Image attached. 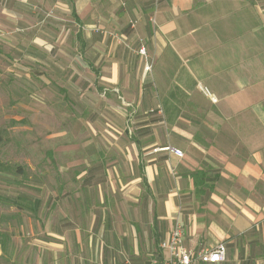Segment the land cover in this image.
I'll list each match as a JSON object with an SVG mask.
<instances>
[{"label":"crops","instance_id":"0c3cea01","mask_svg":"<svg viewBox=\"0 0 264 264\" xmlns=\"http://www.w3.org/2000/svg\"><path fill=\"white\" fill-rule=\"evenodd\" d=\"M61 30L79 126L19 264L162 261L175 222L194 253L225 244L195 264H264V0H0V52L28 37L50 67Z\"/></svg>","mask_w":264,"mask_h":264},{"label":"rangeland","instance_id":"374dc122","mask_svg":"<svg viewBox=\"0 0 264 264\" xmlns=\"http://www.w3.org/2000/svg\"><path fill=\"white\" fill-rule=\"evenodd\" d=\"M54 25L56 22L50 26ZM60 33L55 43L47 45H51L53 63L50 67L33 68L26 62L30 58L24 57L31 55L30 50L20 52L15 48L14 43L28 40V37L4 40L1 48L0 231L10 233L14 240L0 257V264H19L14 254L15 237H31L30 221L34 214L26 199L55 185L51 175L58 170L57 163L70 156L63 152L64 148L56 146L77 135L70 129L79 126L76 123L80 118L78 106H74L72 100H65L63 95L66 92L75 96L79 84L69 77V68L58 69L55 64L78 57V53H69L63 31ZM76 71L79 73V68ZM16 166L22 171L17 173Z\"/></svg>","mask_w":264,"mask_h":264},{"label":"built area","instance_id":"2783aa9c","mask_svg":"<svg viewBox=\"0 0 264 264\" xmlns=\"http://www.w3.org/2000/svg\"><path fill=\"white\" fill-rule=\"evenodd\" d=\"M139 52L145 54L143 48L139 49ZM201 89L207 92L205 87H201ZM169 150L177 156H182L183 154L180 149L174 147H169ZM183 240V228L178 222H175L168 237L160 244L161 248L166 251V256L162 261L152 259L148 264H195L197 261L217 263L225 260V244L223 242H218L211 247L194 253L184 247Z\"/></svg>","mask_w":264,"mask_h":264},{"label":"trees","instance_id":"16d2710c","mask_svg":"<svg viewBox=\"0 0 264 264\" xmlns=\"http://www.w3.org/2000/svg\"><path fill=\"white\" fill-rule=\"evenodd\" d=\"M2 131L3 130L0 129V142L2 141V135H1ZM0 171H3V163H0ZM15 171L18 173V172H21L22 169L20 166H16ZM26 200L29 204H32V201L30 198H27ZM29 207L32 208V205H29ZM10 239H11L10 233L0 231V245L2 247V250L5 252L7 251V247H8V244L10 243ZM2 256H3V253L0 255V257Z\"/></svg>","mask_w":264,"mask_h":264}]
</instances>
